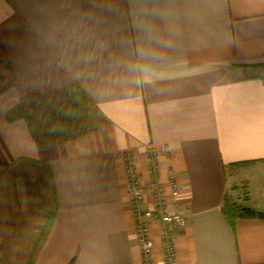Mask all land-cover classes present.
<instances>
[{
    "label": "crops",
    "instance_id": "obj_1",
    "mask_svg": "<svg viewBox=\"0 0 264 264\" xmlns=\"http://www.w3.org/2000/svg\"><path fill=\"white\" fill-rule=\"evenodd\" d=\"M74 88L99 126L40 148L5 118L23 97ZM149 147L159 181L178 182L167 209L186 213L176 264H264V220L223 213L225 197L264 211V0H0V167L43 163L56 195L33 264L141 263L125 155L149 206ZM160 230L151 221L154 264ZM16 236L0 235V256L26 264L34 241Z\"/></svg>",
    "mask_w": 264,
    "mask_h": 264
},
{
    "label": "trees",
    "instance_id": "obj_2",
    "mask_svg": "<svg viewBox=\"0 0 264 264\" xmlns=\"http://www.w3.org/2000/svg\"><path fill=\"white\" fill-rule=\"evenodd\" d=\"M5 118L7 121L23 118L40 148L99 126L103 121V117L95 105L77 88L71 91L36 93L23 97L6 112ZM26 160L30 163L33 162L30 159ZM48 174L52 191V204L44 210L43 216L46 220L43 232L27 264H33L39 246L44 240L55 214L56 195L49 169ZM223 213L230 222L238 217L264 220V211L233 203L226 197L224 198ZM72 262L73 260L69 264Z\"/></svg>",
    "mask_w": 264,
    "mask_h": 264
},
{
    "label": "built area",
    "instance_id": "obj_3",
    "mask_svg": "<svg viewBox=\"0 0 264 264\" xmlns=\"http://www.w3.org/2000/svg\"><path fill=\"white\" fill-rule=\"evenodd\" d=\"M146 152L151 173L147 186L151 194L149 206H145V188L140 181L132 157L128 153L125 155L129 204L135 220L136 239L142 255L140 264H154V244L150 235L151 221L160 223V247L164 264H176V252L171 231L174 226L182 227L186 224V213L181 206L175 207L172 211L167 208L170 204H175L171 199H176L178 195V182L174 172L170 170L166 188L156 176L155 150L153 147H149Z\"/></svg>",
    "mask_w": 264,
    "mask_h": 264
},
{
    "label": "rangeland",
    "instance_id": "obj_4",
    "mask_svg": "<svg viewBox=\"0 0 264 264\" xmlns=\"http://www.w3.org/2000/svg\"><path fill=\"white\" fill-rule=\"evenodd\" d=\"M47 176L43 163L31 164L22 160L6 168L0 167V235L9 233L10 237L15 234L18 238L24 233L27 238L30 236L34 242L31 246L33 248L29 249V258L39 243L40 235L43 232L46 220L43 213L46 205L49 204L50 207L52 204V191ZM5 193L9 194V201L5 200ZM19 193H27L30 205L27 209L22 210L19 207L20 203H23L22 199H18ZM24 222H27V227L33 229L34 232H28L30 230L28 228L27 231H24ZM18 225L19 228H17ZM3 253L6 254V252ZM0 260V264H7V262H9L8 264H15L13 262L19 260V255L11 252L10 256L4 260L0 256Z\"/></svg>",
    "mask_w": 264,
    "mask_h": 264
},
{
    "label": "clouds",
    "instance_id": "obj_5",
    "mask_svg": "<svg viewBox=\"0 0 264 264\" xmlns=\"http://www.w3.org/2000/svg\"><path fill=\"white\" fill-rule=\"evenodd\" d=\"M154 53H153V51L151 50V49H148V48H146V49H141V55H145V56H151V55H153Z\"/></svg>",
    "mask_w": 264,
    "mask_h": 264
}]
</instances>
